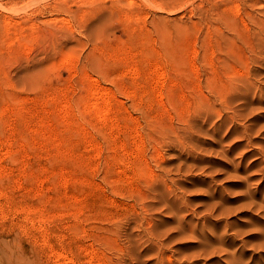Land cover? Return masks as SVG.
I'll use <instances>...</instances> for the list:
<instances>
[{
    "label": "rangeland",
    "instance_id": "1",
    "mask_svg": "<svg viewBox=\"0 0 264 264\" xmlns=\"http://www.w3.org/2000/svg\"><path fill=\"white\" fill-rule=\"evenodd\" d=\"M0 264H264V0H0Z\"/></svg>",
    "mask_w": 264,
    "mask_h": 264
},
{
    "label": "bare ground",
    "instance_id": "2",
    "mask_svg": "<svg viewBox=\"0 0 264 264\" xmlns=\"http://www.w3.org/2000/svg\"><path fill=\"white\" fill-rule=\"evenodd\" d=\"M107 92V91H106ZM108 95V94H107ZM111 96V95H110ZM106 97V96H105ZM109 102V101H108ZM98 104V103H97ZM99 105V104H98ZM96 106V105H95ZM97 107V106H96ZM99 107V106H98ZM100 109V107L98 108V110ZM103 109V108H102ZM103 111V110H102ZM99 112H101V111H99ZM104 112V111H103Z\"/></svg>",
    "mask_w": 264,
    "mask_h": 264
}]
</instances>
